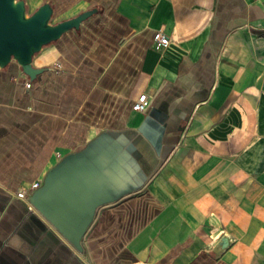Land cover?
<instances>
[{
	"label": "crops",
	"instance_id": "obj_1",
	"mask_svg": "<svg viewBox=\"0 0 264 264\" xmlns=\"http://www.w3.org/2000/svg\"><path fill=\"white\" fill-rule=\"evenodd\" d=\"M95 1L0 69V264H264V0Z\"/></svg>",
	"mask_w": 264,
	"mask_h": 264
},
{
	"label": "water",
	"instance_id": "obj_2",
	"mask_svg": "<svg viewBox=\"0 0 264 264\" xmlns=\"http://www.w3.org/2000/svg\"><path fill=\"white\" fill-rule=\"evenodd\" d=\"M97 11L89 9L55 21L56 9L50 1L30 11L27 0H0V69L17 63L25 75L35 79L43 69L34 67V56L79 29Z\"/></svg>",
	"mask_w": 264,
	"mask_h": 264
},
{
	"label": "built area",
	"instance_id": "obj_3",
	"mask_svg": "<svg viewBox=\"0 0 264 264\" xmlns=\"http://www.w3.org/2000/svg\"><path fill=\"white\" fill-rule=\"evenodd\" d=\"M154 40L156 42V47L159 49L162 46H169L172 43V38L171 36L167 35L163 30H158L155 33ZM31 84L28 83V87H30ZM149 97L147 93H143L140 95V97L135 101L133 104V109L138 112H144L146 111L147 107L149 106ZM39 185L37 183L31 185L30 188H23L18 190L15 193V196L28 202L30 204L31 201V192L37 188Z\"/></svg>",
	"mask_w": 264,
	"mask_h": 264
},
{
	"label": "rangeland",
	"instance_id": "obj_4",
	"mask_svg": "<svg viewBox=\"0 0 264 264\" xmlns=\"http://www.w3.org/2000/svg\"><path fill=\"white\" fill-rule=\"evenodd\" d=\"M29 3L30 11H33V8L35 5L37 6L41 2H47L49 0H27ZM64 3L60 5L61 8H59L58 12L55 16V21L66 16H70L71 14L85 11L86 8L94 6L96 1H87V0H63ZM63 8V9H62ZM97 7H93L91 9H94ZM62 9V10H61ZM89 10V9H88Z\"/></svg>",
	"mask_w": 264,
	"mask_h": 264
}]
</instances>
